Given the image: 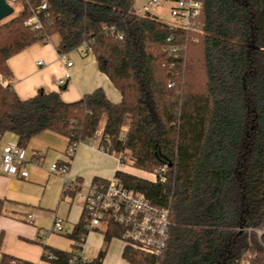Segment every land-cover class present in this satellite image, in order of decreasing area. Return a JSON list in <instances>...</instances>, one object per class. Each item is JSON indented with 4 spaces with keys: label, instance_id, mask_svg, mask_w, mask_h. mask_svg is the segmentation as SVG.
Wrapping results in <instances>:
<instances>
[{
    "label": "trees",
    "instance_id": "trees-1",
    "mask_svg": "<svg viewBox=\"0 0 264 264\" xmlns=\"http://www.w3.org/2000/svg\"><path fill=\"white\" fill-rule=\"evenodd\" d=\"M18 2L16 16L0 24V133L25 148L43 132L71 144L100 130L98 147L123 164L129 157L137 170L165 169L163 182L114 174L169 209L159 264H236L248 250L256 254L252 264H264L254 233L264 229V0H202L200 35L135 14V0ZM53 36L59 55L89 46L83 54L94 56L120 102L101 89L72 103L54 92L21 100L7 62ZM87 232L82 214L67 235L75 249ZM121 234L108 225L96 259L83 264H101L108 243ZM47 252L52 264H69L74 254L44 247L43 257ZM122 257L154 263L130 248ZM0 264L32 263L3 255Z\"/></svg>",
    "mask_w": 264,
    "mask_h": 264
},
{
    "label": "crops",
    "instance_id": "crops-1",
    "mask_svg": "<svg viewBox=\"0 0 264 264\" xmlns=\"http://www.w3.org/2000/svg\"><path fill=\"white\" fill-rule=\"evenodd\" d=\"M56 44L57 40L55 43L35 44L8 60L10 85L21 100L32 98L39 92H54L63 102L72 103L101 89L110 102H120L119 92L99 72L92 54L74 50L59 55ZM39 62L41 65L37 64ZM68 63L71 65L68 66ZM59 80H63L64 84L59 85ZM44 133L51 132L33 137L25 147L27 157L37 162L36 165H27L26 178L7 176L0 169V200L3 206L0 260L7 255L17 261L52 264L43 257L44 247H47L67 253L78 251L85 262H91L103 247L105 229L87 232L81 248L75 249L77 245L67 235L83 214L82 202L64 192L63 180L50 174L49 167L54 163H69V177L82 185H89L94 179L112 178L116 171H122L123 165L119 166L117 157L97 145L81 144L69 159L66 155L68 140L57 135L59 137L52 136L38 142L36 138ZM16 141V136L12 134H5L2 139L4 144ZM135 171L146 174L137 169ZM55 219H60L62 223L60 233L50 230ZM124 249L119 238L111 239L101 264H129L122 257Z\"/></svg>",
    "mask_w": 264,
    "mask_h": 264
},
{
    "label": "built area",
    "instance_id": "built-area-1",
    "mask_svg": "<svg viewBox=\"0 0 264 264\" xmlns=\"http://www.w3.org/2000/svg\"><path fill=\"white\" fill-rule=\"evenodd\" d=\"M136 2V0H135ZM133 4V10L137 15L150 14L166 0H146V2L137 7ZM170 16L174 19L171 22L175 28L185 31L196 29V21L202 8V0H176L170 2ZM26 25H32V19L26 22ZM37 27V26H35ZM122 39L121 36H118ZM89 47V46H88ZM87 45L79 49L82 53L90 52ZM175 53L176 49H171ZM41 65V62L37 63ZM68 66L71 64L68 63ZM64 81L59 80V85ZM3 135L0 133V169L2 173L11 176L26 178L28 176L27 165H36L37 162L31 161L26 155V149L20 147L17 143H2ZM101 140V131L88 140L82 142H73L69 144L66 155L71 159L79 145L88 146L99 145ZM118 165H124L117 157ZM49 173L60 177L64 182V192L73 195L82 202V209L85 219V229L94 231L97 229H106L112 224L122 228V234L118 237L124 244V248H130L137 252L143 258L154 259V263L159 264L158 260L162 256L167 242V232L169 227V209L166 207H157L151 204L141 193H135L127 189L122 181L116 177L108 180L93 182L89 185H82L69 177V163H54L49 167ZM165 169H162L151 176L154 182L164 181ZM51 231L60 233L63 230L60 219H55L51 226ZM256 242L264 249V229L255 230ZM48 261L53 259L50 252L44 254ZM256 254L251 250L245 252L236 264H252ZM85 261L81 258L79 252L73 254L69 264H83Z\"/></svg>",
    "mask_w": 264,
    "mask_h": 264
},
{
    "label": "rangeland",
    "instance_id": "rangeland-1",
    "mask_svg": "<svg viewBox=\"0 0 264 264\" xmlns=\"http://www.w3.org/2000/svg\"><path fill=\"white\" fill-rule=\"evenodd\" d=\"M5 1L11 7H13L14 10H13V13L11 15L1 19L0 20V24L6 22L7 20H9V19H11L13 17H15L16 14L19 12V10L21 8L20 3L18 2V0H5ZM145 2H146V0H136L135 5L137 7H140ZM171 7H172V3L163 2L158 8L154 9L149 15L151 17L160 19V20H162L164 22H167V23L174 22V19L170 16V8ZM198 27H199V24H198V20H197L196 21V29L193 30V31H189V33L198 35L200 33ZM57 39H58L57 36H53L50 41L52 43H55ZM196 41H197V37H193V42H196ZM52 136L53 137H59V136H57L55 134H52V133H44L41 136H38V138H36V139H38L37 141L39 142V141H42L44 139H48L49 137H52ZM120 170H122L123 172L129 173L131 175H140V176H136V177L141 178V179H145V180L152 181V182L154 181V178L151 176V174H154V172L153 173L146 172V174H139L132 167V161L129 159V157H125L124 158V165L121 167Z\"/></svg>",
    "mask_w": 264,
    "mask_h": 264
},
{
    "label": "water",
    "instance_id": "water-1",
    "mask_svg": "<svg viewBox=\"0 0 264 264\" xmlns=\"http://www.w3.org/2000/svg\"><path fill=\"white\" fill-rule=\"evenodd\" d=\"M13 10L5 0H0V20L11 15Z\"/></svg>",
    "mask_w": 264,
    "mask_h": 264
}]
</instances>
